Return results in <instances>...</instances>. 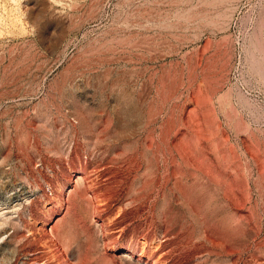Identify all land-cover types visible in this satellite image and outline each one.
<instances>
[{"label":"rangeland","instance_id":"374dc122","mask_svg":"<svg viewBox=\"0 0 264 264\" xmlns=\"http://www.w3.org/2000/svg\"><path fill=\"white\" fill-rule=\"evenodd\" d=\"M0 264H264V0H0Z\"/></svg>","mask_w":264,"mask_h":264},{"label":"bare ground","instance_id":"6f19581e","mask_svg":"<svg viewBox=\"0 0 264 264\" xmlns=\"http://www.w3.org/2000/svg\"><path fill=\"white\" fill-rule=\"evenodd\" d=\"M1 61V60H0Z\"/></svg>","mask_w":264,"mask_h":264}]
</instances>
